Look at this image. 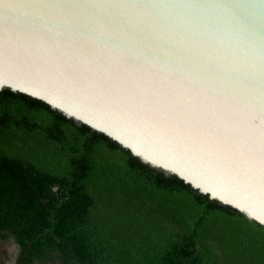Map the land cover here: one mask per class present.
I'll use <instances>...</instances> for the list:
<instances>
[{
  "label": "water",
  "instance_id": "obj_1",
  "mask_svg": "<svg viewBox=\"0 0 264 264\" xmlns=\"http://www.w3.org/2000/svg\"><path fill=\"white\" fill-rule=\"evenodd\" d=\"M6 88L264 225V0H0Z\"/></svg>",
  "mask_w": 264,
  "mask_h": 264
},
{
  "label": "trees",
  "instance_id": "obj_2",
  "mask_svg": "<svg viewBox=\"0 0 264 264\" xmlns=\"http://www.w3.org/2000/svg\"><path fill=\"white\" fill-rule=\"evenodd\" d=\"M15 264H264V225L46 102L0 90V244Z\"/></svg>",
  "mask_w": 264,
  "mask_h": 264
},
{
  "label": "rangeland",
  "instance_id": "obj_3",
  "mask_svg": "<svg viewBox=\"0 0 264 264\" xmlns=\"http://www.w3.org/2000/svg\"><path fill=\"white\" fill-rule=\"evenodd\" d=\"M16 254L15 246L9 241L0 244V264H13Z\"/></svg>",
  "mask_w": 264,
  "mask_h": 264
},
{
  "label": "flooded vegetation",
  "instance_id": "obj_4",
  "mask_svg": "<svg viewBox=\"0 0 264 264\" xmlns=\"http://www.w3.org/2000/svg\"><path fill=\"white\" fill-rule=\"evenodd\" d=\"M10 243V242H9ZM13 246H15V248H16V245L15 244H13ZM15 258H16V256H15ZM13 264H15V259H14V261H13Z\"/></svg>",
  "mask_w": 264,
  "mask_h": 264
}]
</instances>
